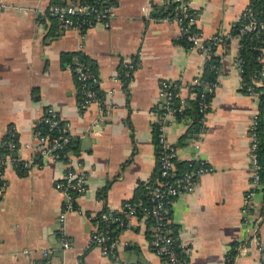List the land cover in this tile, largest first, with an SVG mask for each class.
<instances>
[{"label":"crops","instance_id":"crops-1","mask_svg":"<svg viewBox=\"0 0 264 264\" xmlns=\"http://www.w3.org/2000/svg\"><path fill=\"white\" fill-rule=\"evenodd\" d=\"M2 1L11 6L0 12V152L11 131L18 147L10 151L2 180L0 264H118L92 243V235L103 213L134 200L157 176L155 129L164 112L176 163L199 156L212 168L194 192L170 204L173 234L189 264H233V253L238 264H261L263 188L248 224L242 211L252 186L250 129L259 107L241 90L235 65L238 42L216 49L217 86L202 134L190 135L191 120L176 119L161 94V81L171 80L181 84L179 98L194 100L192 81L206 63L202 53L180 43L178 23L165 19L171 10L163 16L177 2L113 0L115 14L108 24L79 30L63 29L48 9L82 0ZM184 2L196 20L195 29L209 39L231 32L251 0ZM76 53L96 69L101 103L88 108L81 106L76 75L68 66ZM127 59L136 64L129 77ZM50 107L70 137L67 156L45 159L43 169L26 174L14 159L39 156L35 130L45 124ZM70 168L85 174L86 189L76 197L79 210L61 221L66 197L56 183ZM153 231L152 221L142 215L119 224L120 258L132 264H166L152 249ZM63 233L69 249L62 245Z\"/></svg>","mask_w":264,"mask_h":264},{"label":"built area","instance_id":"built-area-1","mask_svg":"<svg viewBox=\"0 0 264 264\" xmlns=\"http://www.w3.org/2000/svg\"><path fill=\"white\" fill-rule=\"evenodd\" d=\"M174 1L177 2L174 13L172 16H166L165 19L174 20L178 23L180 27V39L186 38L192 44L190 49H195L202 53L206 58V62L215 53V49L221 46H228L232 41H237L238 53L235 58V65L241 76L242 59L239 55L240 37L251 32L257 34V37L264 34V9L262 12L257 13L250 8L249 4L242 13V17L246 18L247 22L241 26L238 34L227 32L205 39L202 31L195 29L196 20L189 6L184 0ZM10 6L0 0V12ZM48 12L50 16L59 22L63 29L83 30L97 23L108 24V21L115 14V3L113 0H97L94 5L87 3H73L70 5L53 4L49 7ZM185 19L187 20L186 23H184ZM258 60L263 63V67L258 72L259 79L254 80V83L261 86L264 79V48H261V54ZM68 66L76 75L78 89L81 94V106L88 108L93 103H101V97L95 87L97 78L92 67L84 61H81L78 57L75 58L73 63L68 64ZM204 67L201 71H203ZM124 68L126 76H131L136 68L134 60L127 59L124 63ZM201 77L202 75H198L192 81V85L201 84L203 86V91L199 93L201 99L200 109L203 112V116L201 117L202 127L198 131L199 134H202L206 116L210 108L208 93L213 95L217 86V83L202 80ZM243 88V83L241 82V89ZM172 89L179 91L181 84L171 80L161 81V94L167 99L168 105H171V101L175 96V92ZM247 95L254 98L255 101H258L257 92L253 91L250 87L248 88ZM186 101V99H181L182 107H185ZM166 116V113H164L158 121L160 132V153L158 155L160 177L156 179L154 185L145 194V199L141 198L134 203L125 201L119 209L108 210L97 219L98 229L92 235V243L101 247L104 256L115 258L118 264L132 263L120 258L118 255L117 249L120 243L117 237L112 235L113 226L121 224L124 218H137L139 216V210L143 217L153 221L154 231L151 244L154 253L162 258L166 264H189L187 256L183 253L176 236L173 234L170 204L178 196L194 192L198 187L200 179L211 172L212 168L205 159L197 156L189 160L188 168L180 176H177V149L168 140L165 129ZM258 116L259 111L255 114L250 129L252 139V186L244 197L242 207L244 220L247 224L250 221L249 217L255 196L263 187L259 173L261 166L258 161V134L256 131ZM182 120L184 123L187 122L186 118ZM44 122L48 125L49 133L57 130L58 136L52 137L39 127L35 130V135L40 146L39 156L24 161L14 159V162H20V169L26 174L33 168L43 169L45 159L57 161L67 156L66 147L70 143V137L67 129L63 126L58 112L53 107L47 109ZM14 134L13 131L10 132L11 136L4 142L6 151L0 152V181L3 180L7 162L12 159L10 151L18 147V144L12 137ZM76 165L80 167L82 163H76ZM86 183V176L81 169L70 168L58 177L56 188L66 197L65 206L59 217L61 221H65L69 213L79 210L75 200L77 195L85 191ZM2 189L3 185H0V195L2 194ZM61 241L65 249L71 248V244L64 233L62 234ZM259 249L261 250L260 263L264 264V249L262 247ZM232 263L238 264L236 257L232 259Z\"/></svg>","mask_w":264,"mask_h":264},{"label":"trees","instance_id":"trees-1","mask_svg":"<svg viewBox=\"0 0 264 264\" xmlns=\"http://www.w3.org/2000/svg\"><path fill=\"white\" fill-rule=\"evenodd\" d=\"M97 0H82L81 3H87V4H96ZM76 3V2H75ZM175 4H172V6L169 8L168 12L163 13V16L169 14L170 16L173 15L175 10ZM250 8L253 9V11L262 12L264 9V0H251L250 2ZM171 10V11H170ZM170 11V12H169ZM186 23V19L184 20ZM247 22L246 18H243L241 16L239 22L234 27V29L231 31L232 34H238L241 26ZM180 43L187 48H191V43L186 39L182 38L180 39ZM239 55L242 59V72H241V82L243 83V89H241L245 94L248 92V88L250 87L253 91L257 92L258 94V107H259V116L257 120L256 125V131L258 134V161L261 166L259 173L261 177V182L263 184V195H264V79L263 84L261 86H258L254 83V80L259 79L258 72L263 67V63L259 62L258 58L261 54V48H264V34L257 37V34L254 32L245 34L240 37L239 40ZM216 52V49H215ZM76 57L80 58L81 61H84L85 63L89 64L93 71L96 73L95 66L84 56L82 53H76ZM74 56V57H75ZM75 57V58H76ZM75 60L74 58L71 60L72 63ZM220 70V59L218 56L215 55V53L212 54V56L207 60L206 65L202 72V80L210 81L213 83H217V78L219 75ZM78 85V83H77ZM193 91L196 93V97L194 100L187 101V104L185 107H182L181 105V98L177 96L178 90L172 89L175 92V96L173 97L171 101V110L176 119L182 120L183 118H186L188 120H191L192 124L189 129V134H194L195 132H198L201 127V117L203 116V112H201L200 109V97L199 93L203 91V86L201 84L199 85H193L192 86ZM208 97L211 100L212 95L208 93ZM166 113V112H164ZM40 129H42L45 133H49L48 131V125L44 124L42 126H39ZM52 137L58 136L57 130H54V132L49 133ZM159 125H156L155 129V142L157 145V155L160 153V147H159ZM6 149H1V152H5ZM67 152V147H66ZM177 176H180L187 168H188V162H177ZM160 177V170L151 182H149V186H146L142 189V191L138 194V196L134 200H129L131 203L137 202V200L143 198L145 199V194L148 192L150 187H152L156 181ZM3 184V181H0V185ZM138 215L140 216L142 213H140V210L138 211ZM127 219H123V222H125ZM153 223V221H152ZM118 225L113 226V232L112 235L116 237L115 230ZM173 227V226H172ZM235 257V254H230L229 259H233Z\"/></svg>","mask_w":264,"mask_h":264},{"label":"water","instance_id":"water-1","mask_svg":"<svg viewBox=\"0 0 264 264\" xmlns=\"http://www.w3.org/2000/svg\"><path fill=\"white\" fill-rule=\"evenodd\" d=\"M59 247L62 248V245H60Z\"/></svg>","mask_w":264,"mask_h":264}]
</instances>
